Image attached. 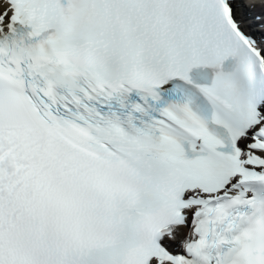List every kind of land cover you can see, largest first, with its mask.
<instances>
[{
	"label": "snow or ice",
	"instance_id": "6c2138e0",
	"mask_svg": "<svg viewBox=\"0 0 264 264\" xmlns=\"http://www.w3.org/2000/svg\"><path fill=\"white\" fill-rule=\"evenodd\" d=\"M0 264H264V0H0Z\"/></svg>",
	"mask_w": 264,
	"mask_h": 264
}]
</instances>
